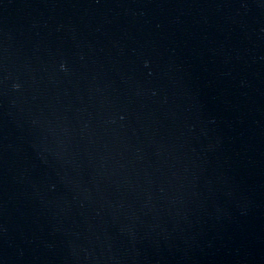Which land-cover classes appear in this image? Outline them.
<instances>
[{
  "label": "water",
  "instance_id": "obj_1",
  "mask_svg": "<svg viewBox=\"0 0 264 264\" xmlns=\"http://www.w3.org/2000/svg\"><path fill=\"white\" fill-rule=\"evenodd\" d=\"M0 264H264V0H0Z\"/></svg>",
  "mask_w": 264,
  "mask_h": 264
}]
</instances>
